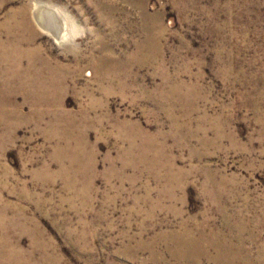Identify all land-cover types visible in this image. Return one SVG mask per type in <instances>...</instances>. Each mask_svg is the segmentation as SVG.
I'll return each instance as SVG.
<instances>
[{
    "label": "rangeland",
    "instance_id": "rangeland-1",
    "mask_svg": "<svg viewBox=\"0 0 264 264\" xmlns=\"http://www.w3.org/2000/svg\"><path fill=\"white\" fill-rule=\"evenodd\" d=\"M38 1L67 17L68 46ZM25 3L38 51L22 70L61 66L64 114L35 101L39 81L33 100L24 73L0 75V246L6 232L49 264H264V0H0V23Z\"/></svg>",
    "mask_w": 264,
    "mask_h": 264
},
{
    "label": "bare ground",
    "instance_id": "bare-ground-1",
    "mask_svg": "<svg viewBox=\"0 0 264 264\" xmlns=\"http://www.w3.org/2000/svg\"><path fill=\"white\" fill-rule=\"evenodd\" d=\"M5 1H7V0H3V3ZM43 8H44L43 3H41L40 1L36 2L34 17L36 18V15H37L38 17H40L41 20L44 19L45 21H47V25L45 24L46 29H48L51 33H53V35L56 37V39L58 40L59 43H62L64 45L68 46L69 45L68 44V41H69L68 38L71 37L72 35H70V33L67 31V27H66L67 23H68L67 17H65V16L62 17V24H61V22L59 20V18L61 17V12L58 11L59 15H60V17H59L57 11H55L54 9H51V8L48 9L46 7V8H44L46 11L42 12ZM27 9H28V4L25 3V5H23L21 8L12 11L13 13H11L5 21L0 23V69H1L0 75L2 76L8 71L12 73V76L15 75V77L17 75H20L21 72L24 73L21 81L23 82V85H26V86L29 85V87H31L30 88L31 92L29 91L30 93L28 95L33 100L35 99L34 94L36 95L35 89L32 86L33 83L38 84V81H39V83L43 84V85H41L43 87L40 90L41 91L43 89H46V90H43L44 92H42V94L40 92V94L37 95V97H38V98H36L37 100H35V101H37V103H38L39 100L42 99L44 101L40 102V103L45 104V103H49L53 100H56L53 102L58 104V107L60 110L58 109L59 112L56 111L54 116H55V118L58 119L59 117L61 118V116L64 114L63 112L61 113V103H62L61 99L62 98H61V95H59V93H54V91L57 88L59 90L61 88L64 89L65 83L67 80L66 76L61 74V73H63L61 71V66H59L57 68L51 67L50 62L48 60L44 59V61L42 63L44 65L43 69L38 70V71H33L34 74H31V75H29V73L27 71L26 72L23 71L26 68L29 70L34 69L35 61L33 63L32 57L30 58L31 60H30L28 67H23V62H24V59L26 57H28V55L31 56V53L38 51V48L30 50L29 48L24 47V44L33 41V39L35 37H33V36L25 37L24 35L21 36L22 34L19 33L20 29H24L27 31V29L30 28L33 31V29L31 28V24H32L31 22L32 21L27 17ZM4 36H6V37H4ZM102 48L105 51L108 50V47H106L105 45L102 46ZM108 61H110L109 58L106 55H102L101 58L97 59L94 62V65L96 67L95 70L97 72V75L99 76V81H100V79H106V78L112 77V72L114 71V65L108 64ZM104 68H106V70ZM43 74H45V76L47 78H43V76H44ZM3 82H6V81H3ZM4 85H5V83H4ZM32 87H33V89H32ZM22 88L24 89V87H22ZM1 90H0V92H1ZM33 92H35V93H33ZM16 116H17V114H16ZM5 213L6 212L2 211L0 208V227L2 225H4V223L7 220L6 219L7 216ZM8 223H9V221H8ZM4 235L5 236H3V239H4L5 243H3L4 245L0 246V259L3 257L4 258L9 257V259L13 258L14 259L13 264H26V263L27 264H49L48 257L46 259H44V256H43L42 258H40V260H38V262L30 260L28 256L26 258L23 250L19 249L17 246H14V247L11 246V244L9 243V240L7 238L8 234L6 232ZM193 241L194 240L185 241L186 245H187L186 246L187 248L184 251L185 253L186 252H192V247L194 245ZM13 242H11V243H13ZM1 243H2V241H1ZM4 260L6 261L8 259L5 258Z\"/></svg>",
    "mask_w": 264,
    "mask_h": 264
}]
</instances>
